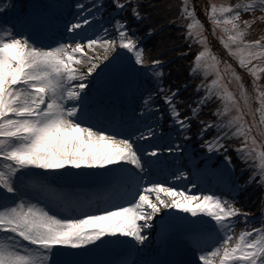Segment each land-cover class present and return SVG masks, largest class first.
I'll use <instances>...</instances> for the list:
<instances>
[{
	"label": "snow or ice",
	"instance_id": "snow-or-ice-1",
	"mask_svg": "<svg viewBox=\"0 0 264 264\" xmlns=\"http://www.w3.org/2000/svg\"><path fill=\"white\" fill-rule=\"evenodd\" d=\"M142 10L140 0H0V264H264V198L258 217L236 199L264 189V33L253 36L264 0L205 8L235 66L192 0H179L203 93L187 114L132 27ZM213 101L215 119H199ZM230 151L244 185L232 183Z\"/></svg>",
	"mask_w": 264,
	"mask_h": 264
},
{
	"label": "rangeland",
	"instance_id": "rangeland-1",
	"mask_svg": "<svg viewBox=\"0 0 264 264\" xmlns=\"http://www.w3.org/2000/svg\"><path fill=\"white\" fill-rule=\"evenodd\" d=\"M202 17H203V20L205 22H208L207 18H205L204 16H202ZM168 179H169V186H172L174 184V185H177L179 187L186 188V189L189 187L186 181H179V180L173 181V180H171V178H168ZM231 180H232V177H231ZM191 191L193 193H195L197 191V189H191Z\"/></svg>",
	"mask_w": 264,
	"mask_h": 264
},
{
	"label": "trees",
	"instance_id": "trees-1",
	"mask_svg": "<svg viewBox=\"0 0 264 264\" xmlns=\"http://www.w3.org/2000/svg\"><path fill=\"white\" fill-rule=\"evenodd\" d=\"M173 11H175V12H174V17H173V19L177 20L178 12H177L176 10H173ZM168 12H169V11H168Z\"/></svg>",
	"mask_w": 264,
	"mask_h": 264
}]
</instances>
